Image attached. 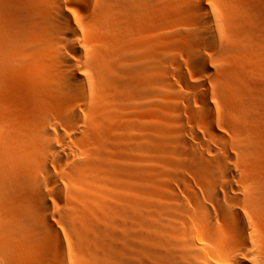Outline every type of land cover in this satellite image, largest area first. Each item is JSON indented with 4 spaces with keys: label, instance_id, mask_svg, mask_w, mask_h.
Instances as JSON below:
<instances>
[{
    "label": "bare ground",
    "instance_id": "6f19581e",
    "mask_svg": "<svg viewBox=\"0 0 264 264\" xmlns=\"http://www.w3.org/2000/svg\"><path fill=\"white\" fill-rule=\"evenodd\" d=\"M238 2L224 1L251 56L237 77L208 60L228 36L205 0H0V264H65L62 229L77 264H264V0ZM176 40L194 72L186 92L161 58ZM161 84L166 160L138 159L139 198L117 219L106 186L126 171L86 148L93 115L105 90L149 97ZM130 130L114 146L144 150Z\"/></svg>",
    "mask_w": 264,
    "mask_h": 264
},
{
    "label": "rangeland",
    "instance_id": "374dc122",
    "mask_svg": "<svg viewBox=\"0 0 264 264\" xmlns=\"http://www.w3.org/2000/svg\"><path fill=\"white\" fill-rule=\"evenodd\" d=\"M205 1L207 3V7L209 9L213 8L211 10V13L213 12L211 18H214V17L215 18L212 19V23L216 24L215 21L217 20V24H219V26L222 27L221 29H223V28L225 29V30L223 29L224 33H225L224 35L228 36V37H226L227 39L225 42L227 45L225 44V47L229 50L227 52V49H226V52H225L223 47L221 48L220 46H217L216 51H214L216 49V47H215V49H213V51L212 50L208 51L210 53L208 56L209 57L208 60L215 67L221 68V67L226 66L225 68L232 70L233 73L236 72V76L238 77L239 76V68L237 66L238 64L242 65L244 67V69L248 68L247 64H249V66H250V62L246 61V60H248L249 55L248 54L246 55V53H242V54L240 53L241 55H239L240 45H238L239 47L237 48V44H240L239 39L237 38L239 36L238 35L239 32H236V30H237L236 28H238L237 25H239V22H238V20H236L237 14L235 16H233L234 15L233 13L237 9L239 2H238V0H235V1L234 0H231V1L224 0L226 2V4L228 2H230L229 5L231 4L232 10H234V12L233 11L231 12L232 13V14H230L231 16L228 15L230 12L226 16V12L229 11L230 9L228 8L229 10L226 11L228 4L227 5L224 4V1H222V0H205ZM217 1H219V4ZM220 4L221 5L223 4L222 5L223 7ZM234 4H235V6H234ZM222 8H223V10H222ZM253 11H254L253 15L254 16L256 15V17H254V19H256L257 17H258L257 21H261L262 19H264V17H261V16H264V7L262 5L255 6ZM223 14H224V16H222ZM258 15H260V16H258ZM217 17L219 19H217ZM226 17H227V19H226ZM231 18H232V20H231ZM225 19H226V22H224ZM218 20L221 22V24L223 23L224 27H223V25H221L219 23ZM234 20H236V21H234ZM229 22L231 23V25L229 24ZM236 23H238V24L236 25ZM238 30H239V28H238ZM232 31L234 34H232ZM226 33H227V35H226ZM176 41H179L178 44L175 41H173L174 45H170V43L169 44L168 43L163 44V45H167L168 49L167 48L162 49L161 58H162V60L164 59L163 60L164 67L167 66L168 67L167 69H169V71L167 73L165 72V74H168L167 75L168 78H170L174 83H176V87H177L178 91L186 92V89L184 88V84L186 83V81L191 83L194 80V72L192 70V67H190V64H187L188 63L187 62V54L188 53H186V50L184 49V47L181 46L182 44L181 45L179 44L182 41H180V40H176ZM228 43L230 45H228ZM234 45H236V46H234ZM219 47H220V50H219ZM236 52H238V53H236ZM243 54L245 55L244 60L242 57ZM237 55L239 56V58H241V61L237 57ZM250 57L251 56H249V58ZM170 58H171V61H172V59H175V58L178 59L177 62L179 61V65H181V66L183 65L182 70L185 73V76H184L185 79H183L184 78L183 77V78H180V80H179L177 67L175 65L172 66L173 64H169ZM245 58H247V59H245ZM237 60L240 62H238ZM251 60H252V58H251ZM253 61H251L252 64L254 63ZM245 63H247V64L245 65ZM231 66H232V68H231ZM234 76H235V74H234ZM165 77H166V75H165ZM214 78L211 79V85L212 86L213 85L215 86V84H216V81L214 80ZM183 80H186L185 83H183ZM212 81H214V83ZM180 85H182V86H180ZM161 86H162L163 91H160ZM161 86H160V90L159 89L156 90L157 94L155 96H149V97H148V95H145V94L144 95L137 94L136 92H134V90L132 88L129 91H127L129 93L124 94V97L122 94L119 93V92H121L119 89H114L113 91H110V92L105 90L103 93V96H104L103 102L113 104V102L114 103L115 102L121 103L123 101V103L125 104V102L128 101V102H126L128 104V105L126 104L128 107H126L125 105L124 106L119 105L120 106V108H119L118 104L115 103L116 105L115 104L114 105L116 107H118V111H119V113H117V115H116L115 113H113L111 111L112 106H110V104H109V106H110L109 107L108 104L105 103L106 106L103 105L104 107L101 108L100 113L99 114L94 113V115H93L92 120H93L94 126L96 127V130L93 133L94 135H91L90 141L86 145V148H88V150L92 151V152H96V151L100 152L104 156H109L111 158L114 156V159L117 161V163L121 167H123L126 171L124 181H122V180L116 181L114 184L110 183L109 185L106 186V189H108L114 195V207H115V209H117L116 210L117 214H114V217H116L117 219L128 220L130 217H126L124 215L125 212H123L122 210H124V208L126 210V203L127 202L132 203V202L137 201L139 198L138 191H137V189L139 188V180L137 179V176L135 174V171H136L134 168L135 163H138L140 161L139 162L140 165H144V167L145 166L153 167V166H157L159 160H161L162 158H163V160H166V158H165L166 156L164 155V151L162 150L161 144L157 143V142H159V139L156 136L158 134L159 126H160V123H159L160 122L159 118H161L160 114H162L164 112V107L166 106V104H168L167 100L165 98H163V96H162V93L164 92L166 85L161 84ZM153 102H157V103L153 105ZM222 105L223 104L220 103L219 100H217L216 106H217L218 113L222 109ZM150 109H152V110L150 111ZM101 112H103V114H101ZM157 114H159V115H157ZM129 119H130V122H132V124L128 122ZM122 120H124V124L122 123ZM125 120L127 121V123H125L126 122ZM111 121H113L114 123L116 121H119V122H117L116 124H114V126H112L111 124H113V123ZM119 124L122 126H120ZM135 125H136V127H135ZM117 126H119V127L117 128ZM129 127L132 128L133 131H131V130L130 131L133 132V134L136 133V135H139V136L140 135L141 136L142 135L147 136L150 134L147 137L146 136L143 137L144 141L142 138V141L145 143L144 145L146 147L144 150L141 151V150H131V149L130 150L129 149H119V148L114 146V144H116L114 142L118 141L117 137H119V135L121 138L126 136V135H121L119 133L125 132L126 130L129 131ZM133 127L135 128V130L133 129ZM124 128H125V131H123ZM128 131L126 133H128ZM148 131L150 133H147ZM148 137H150V138L153 137L154 140L152 138L153 141L150 139V142H148L149 141L147 139ZM156 137H157V139H156ZM155 140L157 141L156 144L154 143ZM151 141L154 144H151ZM146 143H150L151 145L149 144L147 146ZM135 158L137 160H134ZM138 159H140V160L138 161ZM142 159H143V161H142ZM64 181L65 180L63 178V180H62L63 187H64ZM102 186L103 185L101 184V187ZM64 190H65V188H64ZM64 190H63V198H64V202H65V198L67 196H68V198L66 200H69L70 194L66 196V192ZM65 203L67 206L68 201ZM62 230H61V243L63 245V249L65 252L64 253L65 264H77L80 261L76 258V252L77 251L74 248V245L71 241L70 235L67 232L65 233V231L63 232ZM131 230L133 233L132 235L138 234V228L136 227V225ZM133 256L134 257H132L130 260H132V261H134L135 259L137 260L136 253Z\"/></svg>",
    "mask_w": 264,
    "mask_h": 264
}]
</instances>
